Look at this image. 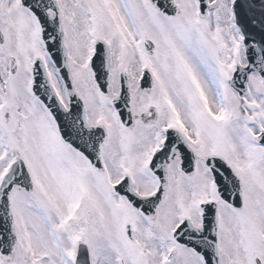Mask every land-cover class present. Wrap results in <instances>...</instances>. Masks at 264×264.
Returning a JSON list of instances; mask_svg holds the SVG:
<instances>
[{
    "label": "snow or ice",
    "instance_id": "obj_1",
    "mask_svg": "<svg viewBox=\"0 0 264 264\" xmlns=\"http://www.w3.org/2000/svg\"><path fill=\"white\" fill-rule=\"evenodd\" d=\"M0 264H264V0H0Z\"/></svg>",
    "mask_w": 264,
    "mask_h": 264
}]
</instances>
